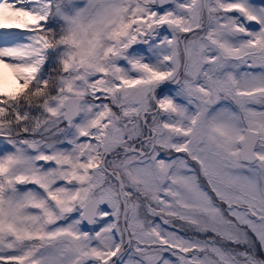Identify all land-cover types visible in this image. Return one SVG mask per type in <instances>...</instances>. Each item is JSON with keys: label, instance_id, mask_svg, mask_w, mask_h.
I'll return each instance as SVG.
<instances>
[{"label": "snow or ice", "instance_id": "snow-or-ice-1", "mask_svg": "<svg viewBox=\"0 0 264 264\" xmlns=\"http://www.w3.org/2000/svg\"><path fill=\"white\" fill-rule=\"evenodd\" d=\"M0 264H264V0H0Z\"/></svg>", "mask_w": 264, "mask_h": 264}]
</instances>
